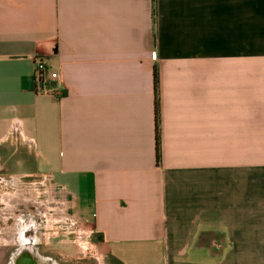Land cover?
Wrapping results in <instances>:
<instances>
[{
	"label": "crops",
	"instance_id": "0c3cea01",
	"mask_svg": "<svg viewBox=\"0 0 264 264\" xmlns=\"http://www.w3.org/2000/svg\"><path fill=\"white\" fill-rule=\"evenodd\" d=\"M0 204L101 264H264V0H0Z\"/></svg>",
	"mask_w": 264,
	"mask_h": 264
},
{
	"label": "flooded vegetation",
	"instance_id": "af4514ba",
	"mask_svg": "<svg viewBox=\"0 0 264 264\" xmlns=\"http://www.w3.org/2000/svg\"><path fill=\"white\" fill-rule=\"evenodd\" d=\"M2 208L0 204V264H15L19 253L27 251L38 256V260H53L51 255L40 252L43 211L21 214L20 210L4 212Z\"/></svg>",
	"mask_w": 264,
	"mask_h": 264
},
{
	"label": "rangeland",
	"instance_id": "374dc122",
	"mask_svg": "<svg viewBox=\"0 0 264 264\" xmlns=\"http://www.w3.org/2000/svg\"><path fill=\"white\" fill-rule=\"evenodd\" d=\"M34 211L30 206H21L20 208L21 214L23 212L34 214ZM42 215L46 216L41 233L40 252L42 255L46 253L51 255L57 264H101L96 251L90 245L91 239L86 240L85 235L75 233V230H73V234H66L64 232L66 227L62 228L60 225H56L55 221L58 219L51 218L47 211ZM51 219L53 223L50 225L48 221Z\"/></svg>",
	"mask_w": 264,
	"mask_h": 264
},
{
	"label": "built area",
	"instance_id": "2783aa9c",
	"mask_svg": "<svg viewBox=\"0 0 264 264\" xmlns=\"http://www.w3.org/2000/svg\"><path fill=\"white\" fill-rule=\"evenodd\" d=\"M47 64L45 60L37 56L34 59L35 89L39 94L55 93L56 90L46 77Z\"/></svg>",
	"mask_w": 264,
	"mask_h": 264
},
{
	"label": "trees",
	"instance_id": "16d2710c",
	"mask_svg": "<svg viewBox=\"0 0 264 264\" xmlns=\"http://www.w3.org/2000/svg\"><path fill=\"white\" fill-rule=\"evenodd\" d=\"M154 84H155V93H156V101H155V114H156V160H157V162H159L160 158H161L160 137H159V99H158L159 74H158V69L156 67L154 69Z\"/></svg>",
	"mask_w": 264,
	"mask_h": 264
},
{
	"label": "water",
	"instance_id": "95a60500",
	"mask_svg": "<svg viewBox=\"0 0 264 264\" xmlns=\"http://www.w3.org/2000/svg\"><path fill=\"white\" fill-rule=\"evenodd\" d=\"M37 257L38 256L28 251L20 252L15 260V264H57L52 259L41 261L40 259L38 260Z\"/></svg>",
	"mask_w": 264,
	"mask_h": 264
}]
</instances>
